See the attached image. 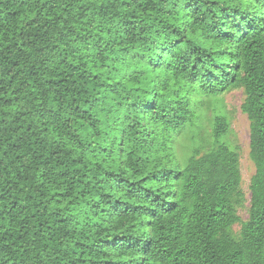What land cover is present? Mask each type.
<instances>
[{"label":"trees","instance_id":"obj_1","mask_svg":"<svg viewBox=\"0 0 264 264\" xmlns=\"http://www.w3.org/2000/svg\"><path fill=\"white\" fill-rule=\"evenodd\" d=\"M0 264H264V0H0Z\"/></svg>","mask_w":264,"mask_h":264},{"label":"rangeland","instance_id":"obj_2","mask_svg":"<svg viewBox=\"0 0 264 264\" xmlns=\"http://www.w3.org/2000/svg\"><path fill=\"white\" fill-rule=\"evenodd\" d=\"M243 100L244 93L242 89H235L225 93L223 96L225 111L231 122V131L228 138L240 154L242 190L245 195V204L239 209V214L242 219H247L251 194L250 182L256 172V167L250 157V121L241 109ZM239 229L240 225L236 224L235 230Z\"/></svg>","mask_w":264,"mask_h":264}]
</instances>
